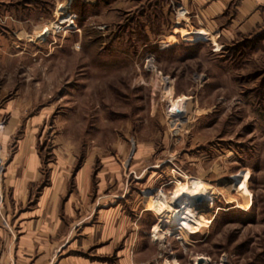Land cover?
<instances>
[{
	"label": "rangeland",
	"instance_id": "obj_1",
	"mask_svg": "<svg viewBox=\"0 0 264 264\" xmlns=\"http://www.w3.org/2000/svg\"><path fill=\"white\" fill-rule=\"evenodd\" d=\"M179 8L0 0V184L58 185L93 263L264 264V21L222 41Z\"/></svg>",
	"mask_w": 264,
	"mask_h": 264
},
{
	"label": "crops",
	"instance_id": "obj_2",
	"mask_svg": "<svg viewBox=\"0 0 264 264\" xmlns=\"http://www.w3.org/2000/svg\"><path fill=\"white\" fill-rule=\"evenodd\" d=\"M176 1L180 6L179 12H182L181 19H186L185 15L192 12L194 22L198 25L193 29L215 33L216 39L222 41L232 39L237 34L252 32L264 21V5L261 4L264 0ZM5 128L12 131V124H7ZM33 171L29 168L24 170V178ZM24 180L13 184H5L3 180L0 184V264H98L74 253L75 249L79 250L80 246L89 244L84 235L70 238L69 233L63 231L66 229L60 225L58 205L55 202L61 192L60 187H47L51 190L42 191L44 195L38 197L32 208L22 209L21 205L27 202L32 188ZM50 192L52 194L48 196ZM12 203H15L13 207ZM12 209H20L16 217H11ZM65 211L71 215L74 209L67 205ZM2 218H5L6 224ZM129 260L127 258L121 264H132Z\"/></svg>",
	"mask_w": 264,
	"mask_h": 264
},
{
	"label": "bare ground",
	"instance_id": "obj_3",
	"mask_svg": "<svg viewBox=\"0 0 264 264\" xmlns=\"http://www.w3.org/2000/svg\"><path fill=\"white\" fill-rule=\"evenodd\" d=\"M64 21H69V24L68 25H71L72 24V21H71V17H67V19H64ZM67 25V26H68ZM49 28H51V29H53L54 31H57V30H59V29H62V27L61 26H59L58 24H53V23H51V24H48L47 25ZM168 113H169V115L171 116V118L174 120V121H178L179 120V117L181 116L180 115V112H178V111H176V110H174V109H169V111H168ZM2 157H1V153H0V159H1ZM186 188H187V184H182L176 191H174V193L173 194H176V193H179V192H182V191H184V190H186ZM180 210V212L182 211V210H185V207L184 206H181V208L179 209ZM180 212H176L175 214H177V216H178V214L180 213ZM160 226L158 225V224H155L153 227H152V229H151V235H152V238L154 239V240H159V241H162V238H163V234L160 232ZM187 234L188 233H183V235H184V237H186L187 236ZM199 260H203V261H205L203 264H208V258H206L205 257V259L203 258V257H199V256H196V258H195V261H194V264H201V262L199 263Z\"/></svg>",
	"mask_w": 264,
	"mask_h": 264
},
{
	"label": "built area",
	"instance_id": "obj_4",
	"mask_svg": "<svg viewBox=\"0 0 264 264\" xmlns=\"http://www.w3.org/2000/svg\"><path fill=\"white\" fill-rule=\"evenodd\" d=\"M0 149H1V143H0ZM1 160V159H0Z\"/></svg>",
	"mask_w": 264,
	"mask_h": 264
}]
</instances>
